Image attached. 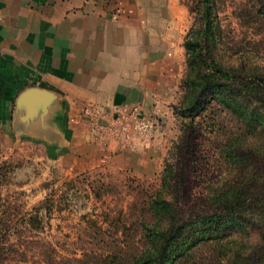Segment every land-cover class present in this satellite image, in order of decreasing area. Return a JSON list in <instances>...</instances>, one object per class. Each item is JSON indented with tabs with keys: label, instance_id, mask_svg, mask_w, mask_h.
Segmentation results:
<instances>
[{
	"label": "trees",
	"instance_id": "obj_1",
	"mask_svg": "<svg viewBox=\"0 0 264 264\" xmlns=\"http://www.w3.org/2000/svg\"><path fill=\"white\" fill-rule=\"evenodd\" d=\"M219 3L187 1L180 134L157 182L130 185L127 208L106 213L118 237L75 264H264V63L233 41ZM252 6L264 26V0ZM39 208L26 218L33 229Z\"/></svg>",
	"mask_w": 264,
	"mask_h": 264
},
{
	"label": "crops",
	"instance_id": "obj_2",
	"mask_svg": "<svg viewBox=\"0 0 264 264\" xmlns=\"http://www.w3.org/2000/svg\"><path fill=\"white\" fill-rule=\"evenodd\" d=\"M184 12L179 0H0V129L76 170L111 164L154 175L158 136L147 148L96 141L81 113L138 106L162 123L182 64Z\"/></svg>",
	"mask_w": 264,
	"mask_h": 264
},
{
	"label": "rangeland",
	"instance_id": "obj_3",
	"mask_svg": "<svg viewBox=\"0 0 264 264\" xmlns=\"http://www.w3.org/2000/svg\"><path fill=\"white\" fill-rule=\"evenodd\" d=\"M187 1L179 0L185 9L181 18L184 36L193 22ZM220 2L222 26L241 51L252 53L255 61L264 63V26L256 25L248 14L253 0ZM184 72L183 51L174 95L161 104L165 110L162 123L151 111L140 108L157 127L148 146L156 135L164 152L161 166L152 176H139L111 164L76 170L69 162L48 154L44 147L12 138L0 129V264H75L74 258L81 257L85 249L98 253L108 249V242L118 234L108 229L112 219L107 220L106 213L127 208L130 185L157 182L168 150L180 134L182 118L174 114L173 105L180 99ZM226 124L233 123L228 118ZM100 185L99 198L94 193ZM39 206L44 207L38 209L41 226L33 229L26 218Z\"/></svg>",
	"mask_w": 264,
	"mask_h": 264
},
{
	"label": "built area",
	"instance_id": "obj_4",
	"mask_svg": "<svg viewBox=\"0 0 264 264\" xmlns=\"http://www.w3.org/2000/svg\"><path fill=\"white\" fill-rule=\"evenodd\" d=\"M82 117L89 136L96 141L117 142L124 147L141 143L149 147L156 123L151 116L144 115L138 106L114 113L98 111L94 105H86Z\"/></svg>",
	"mask_w": 264,
	"mask_h": 264
},
{
	"label": "water",
	"instance_id": "obj_5",
	"mask_svg": "<svg viewBox=\"0 0 264 264\" xmlns=\"http://www.w3.org/2000/svg\"><path fill=\"white\" fill-rule=\"evenodd\" d=\"M31 91H32V90L23 93V94L19 97V100L24 99V97L26 96V94H27L28 92L30 93Z\"/></svg>",
	"mask_w": 264,
	"mask_h": 264
}]
</instances>
